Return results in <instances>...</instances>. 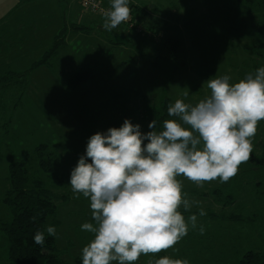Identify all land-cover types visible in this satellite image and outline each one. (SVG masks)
Returning <instances> with one entry per match:
<instances>
[{"label": "rangeland", "instance_id": "374dc122", "mask_svg": "<svg viewBox=\"0 0 264 264\" xmlns=\"http://www.w3.org/2000/svg\"><path fill=\"white\" fill-rule=\"evenodd\" d=\"M43 1L23 10L27 22L40 33L39 43L35 45L32 38L22 43L15 37L0 43V48L10 50L4 58L0 55V75L9 69L28 71L24 79L16 78L5 87L0 84V225L9 220L3 200L11 187L9 166L29 154V186L33 179H42L57 196L58 223L51 225L50 219L47 225L56 229L63 259L66 264H82V248L94 234L81 226L95 225V221L90 198L73 192L70 176L85 155L89 138L120 128L125 119L139 124L142 134L153 130L148 127L153 120L161 129L164 120L176 119H165V114L177 99L195 106L210 96L206 84L210 78L228 75L233 84L264 67V42L251 30L253 16L229 11L224 0H129L130 15L144 27L143 35L123 25L105 30V15L87 11L81 0ZM97 2L111 10L112 0ZM6 22L0 21L2 33L9 32ZM65 27V44L49 59L50 66L30 70ZM169 38L179 41L177 58L167 53ZM13 42L16 45L11 49ZM257 42L255 50L249 48ZM85 65L93 66L94 80L85 90H67L70 76ZM128 88L139 95L134 99L121 96ZM41 144H48V152H53L51 173L34 157ZM252 145L255 153H262L264 120L258 123ZM177 179L185 198L199 202L188 212L183 206L179 209L186 222L196 214L197 227L189 225L188 234L174 247L142 254L134 264H154L164 256L189 264H237L248 250L264 246V196L257 199L250 183H245L233 203H224L211 194L217 180L201 187L183 175ZM201 208L206 215H199ZM255 214L253 220L248 218ZM7 247L8 238L0 228V264H10Z\"/></svg>", "mask_w": 264, "mask_h": 264}, {"label": "clouds", "instance_id": "9594fccd", "mask_svg": "<svg viewBox=\"0 0 264 264\" xmlns=\"http://www.w3.org/2000/svg\"><path fill=\"white\" fill-rule=\"evenodd\" d=\"M128 3L112 0L111 10L104 13L105 30L129 19ZM230 79L224 75L206 81L210 96L195 106L177 99L167 109L176 119L164 120L161 129L153 120L148 125L153 130L142 134L139 124L125 119L120 128L89 138L70 176L73 192L90 198L95 221L81 226L94 234L82 248V264H134L142 254L174 247L189 225L197 227V215L186 222L179 209L188 212L199 202L185 198L177 177L201 187L216 179L227 182L250 159L252 137L264 120V67L239 82L230 84ZM199 215H206L202 208ZM46 231L56 235L53 226ZM199 231L203 234L204 227ZM33 240L43 246L45 233L37 231ZM154 264L189 261L164 256Z\"/></svg>", "mask_w": 264, "mask_h": 264}, {"label": "trees", "instance_id": "16d2710c", "mask_svg": "<svg viewBox=\"0 0 264 264\" xmlns=\"http://www.w3.org/2000/svg\"><path fill=\"white\" fill-rule=\"evenodd\" d=\"M263 2V0H224V4L227 5L229 11L236 10L242 14L253 16L254 22L251 30L259 35L262 42H264V12L261 13L260 10H264ZM5 19L7 20V17ZM120 25L125 26L128 30L136 31L138 34L143 35L145 33L144 27L135 22L132 15ZM66 32L67 28H62L55 38L53 47L39 61H36L30 70L35 67L50 66L49 59L57 54L60 47L65 44L63 38ZM15 45L13 42L11 47L14 48ZM167 45L168 55L177 58L179 41L169 38ZM257 46L258 42L250 45L249 48L253 50L254 47L255 50ZM26 74H28V71L19 72L9 69L3 75H0V84L3 83L2 86L5 87L16 78L24 79ZM95 76L92 65L82 66L68 79L67 90H85L87 84L94 80ZM120 94L128 99H134L139 95L138 92L129 88ZM167 117L168 113L166 112L165 119ZM34 157L36 160L38 158L43 170L50 173L54 171L53 152H48V144L38 146ZM28 161L29 154L9 166L11 187L3 198L8 206L9 220L0 225L1 230L8 238L6 259L10 264H66L63 259L65 252L57 245L56 236H49L46 231L50 219L51 225L58 223L55 202L57 196L53 190L44 186L42 179H33L32 184L29 186L28 168L26 167ZM216 180L219 184L212 188L211 194L219 201L233 203L237 193L245 183L252 185L256 198L260 199V196H264V149L262 153H255L252 149L250 159L242 163L237 174L227 182ZM237 218L239 219V216ZM248 218L253 220V218H256V214ZM37 231L45 233L43 246L34 243L33 237ZM237 264H264V246L259 250H248Z\"/></svg>", "mask_w": 264, "mask_h": 264}, {"label": "crops", "instance_id": "0c3cea01", "mask_svg": "<svg viewBox=\"0 0 264 264\" xmlns=\"http://www.w3.org/2000/svg\"><path fill=\"white\" fill-rule=\"evenodd\" d=\"M46 1V0H45ZM44 3L43 0L30 1L27 0H0V21L7 17L8 23L6 22V30L9 29V32L2 33L0 30V43L6 44L9 41L13 40L16 35V38L19 39L20 42L28 41L32 38L34 40V44L39 43L40 41V33L36 32L31 24H29L26 20V15L28 14L24 12V9H28L32 4ZM72 26V28H82V26ZM33 28V31L31 29ZM86 28V27H85ZM6 33V34H5ZM6 38V39H5ZM5 39V40H4ZM13 49V47H11ZM0 55L2 58L6 56L5 53L10 52L6 46L0 48ZM10 56V55H9ZM1 62V59H0ZM1 74V72H0Z\"/></svg>", "mask_w": 264, "mask_h": 264}, {"label": "built area", "instance_id": "2783aa9c", "mask_svg": "<svg viewBox=\"0 0 264 264\" xmlns=\"http://www.w3.org/2000/svg\"><path fill=\"white\" fill-rule=\"evenodd\" d=\"M82 4L85 6V8L90 9V11L97 12V13H105L107 10H105L101 4L97 2V0H81Z\"/></svg>", "mask_w": 264, "mask_h": 264}]
</instances>
